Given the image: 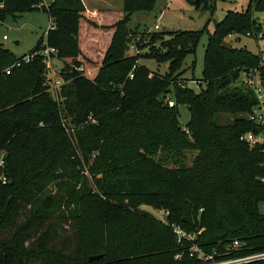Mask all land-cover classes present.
<instances>
[{
    "label": "trees",
    "instance_id": "obj_1",
    "mask_svg": "<svg viewBox=\"0 0 264 264\" xmlns=\"http://www.w3.org/2000/svg\"><path fill=\"white\" fill-rule=\"evenodd\" d=\"M154 1L51 0L38 7L42 0H0L2 19L7 13L41 8L53 23L26 54L31 59L11 67L9 74L4 69L26 55L15 57L0 47V80L10 78L15 70L37 74L27 97L0 100L4 162L10 170L15 151L44 157L28 164L21 175L2 172L7 182L0 187V229L11 221L17 201L26 202L58 168L56 156L48 149L51 139L67 141L61 102L44 84L47 65L39 51L45 45L56 48L69 68L65 79L71 97L66 108L75 107L72 122L77 127L73 133L78 144L87 154L96 153L89 167L92 186H72L64 210L56 216L74 227L75 253L49 260L53 264H195L199 259L188 251L192 243L207 253L215 250V259L264 251V216L258 209L264 200V145H249L239 139L243 132L255 129L245 114L256 102L252 89L239 80L240 73L256 70L264 79V47L254 53L227 40L235 35L237 41L248 31L259 29L255 13L264 10V0H248L241 11L227 10L214 22L213 30L207 31L198 91L176 81L177 68L207 27L181 31L162 45L161 53L155 42L164 33L142 35L150 34L146 45L152 53L147 57L168 63L163 74L140 64L141 55L126 53L130 15L150 10ZM202 2L206 8L210 6L208 0L196 5ZM208 9L213 13L214 9ZM224 40L230 48L221 46ZM166 97L174 101L173 106ZM181 103L190 113L184 126L178 121L177 105ZM222 111L240 116L226 124L213 120V115ZM186 150L196 151L190 163ZM160 153L172 157L173 165L157 159ZM126 197H148V205L168 211V224L139 208L135 200L125 203L122 198ZM12 199L13 205L8 207ZM52 203L47 196L45 206L49 209L33 207L18 233L31 231L49 218ZM171 223L195 237L178 244ZM85 224L89 235L83 241ZM52 228L48 225L40 235V246ZM234 239L241 246L227 252ZM9 244L0 241V264L42 259L28 248L19 256ZM94 254L101 256L89 260ZM177 254L179 258H175ZM244 264H264V259Z\"/></svg>",
    "mask_w": 264,
    "mask_h": 264
},
{
    "label": "rangeland",
    "instance_id": "obj_2",
    "mask_svg": "<svg viewBox=\"0 0 264 264\" xmlns=\"http://www.w3.org/2000/svg\"><path fill=\"white\" fill-rule=\"evenodd\" d=\"M47 3L51 0H45ZM121 2V0H120ZM248 0H227L214 1L208 0V6L205 7L203 2L196 5L191 0H155L150 10L135 11L130 15V19L126 24L127 30L130 32L126 43L127 54H139L140 64L145 65L152 71L165 73L168 68L167 62H157L154 57H147L152 53L146 45L149 41L150 32L164 33L161 38L155 42L157 52L163 51L162 45L168 43L181 34L183 30H196L207 27V30L200 32L198 41L194 49L187 52L177 68V82L180 81L187 87L199 90L197 83L202 77L203 56L207 42L208 32L213 30L214 22L220 20L227 10L241 11L247 6ZM214 9L213 13L208 8ZM259 20L264 19V10L255 13ZM51 20L46 10L34 8L27 11H15L12 14L7 13L5 17L0 18V47L6 49L11 55L19 57L28 54L34 49L41 37L45 36V31L50 28ZM158 25V29L154 26ZM146 36H142L143 34ZM3 35L6 37L3 38ZM231 36L227 40L233 46H245L250 51L257 53L259 49H263L264 41H255L245 35H241L239 40H233ZM69 43L67 42L66 45ZM69 72L68 66L63 61L60 54L53 55L47 67L44 78V84L49 93L61 102L62 117L65 118L67 141H61L52 138L49 143V151L57 158L58 168L48 174L44 180L43 186L35 190L34 195H28L26 202L17 201V210L11 221L0 229V241L9 242L16 254L25 255V248L35 251L42 259L26 260V264H53L51 261L56 259H64L63 256H73L77 243V234L73 226L64 221L56 219L63 210L67 198V191L74 186L78 189L83 183L92 186L93 176L89 167L93 163L96 153L89 155L82 150L78 144L76 134L73 132L77 129L72 121H74L75 107L66 108L70 103L71 97L69 81L65 79L66 73ZM37 77L35 71L15 70L10 78L0 80V100L16 99L18 97L28 96L34 79ZM64 85V87L62 86ZM202 86L204 84L202 83ZM178 121L184 126L189 120V109L184 103L177 105ZM240 114L231 112H217L213 115V120L220 123H231L233 119ZM188 163H190L196 151L186 150ZM37 157H31L25 151H15L11 157L10 170L13 174H23L28 164L35 163ZM156 158L167 165H173L172 157H168L166 153L156 155ZM0 173L10 171L4 162V152L0 151ZM49 163V161H45ZM49 167V165H48ZM47 167V169H48ZM45 168V167H42ZM42 170H40L41 172ZM48 171V170H47ZM44 173V172H43ZM55 175H57L55 177ZM101 174H97L100 177ZM49 177V178H48ZM50 197L53 200L50 212L52 218H45L39 224L35 225L31 231L19 230L21 226L28 221L32 208H46L45 199ZM6 199V198H5ZM125 203L135 200L139 208L145 209L155 216L159 217L162 207L148 205V197L122 198ZM14 200L8 202V207L13 205ZM62 204V205H60ZM60 205V206H59ZM41 207V208H40ZM259 212L264 216V200L258 203ZM48 211V210H47ZM53 225L47 240L40 246V235L45 231L48 225ZM86 241L89 235L88 224L82 225ZM41 247V248H40ZM16 264V263H15Z\"/></svg>",
    "mask_w": 264,
    "mask_h": 264
},
{
    "label": "built area",
    "instance_id": "obj_3",
    "mask_svg": "<svg viewBox=\"0 0 264 264\" xmlns=\"http://www.w3.org/2000/svg\"><path fill=\"white\" fill-rule=\"evenodd\" d=\"M48 3L45 0H42V2L38 5V7L41 6H47ZM51 20V19H50ZM260 24L258 25V28L256 31H248L245 36L254 39L257 41H263L264 36V19L259 20ZM53 23L51 20L52 27ZM155 29H158V25L154 26ZM6 36L3 35V38ZM230 37V36H229ZM262 50V49H261ZM40 54L43 56L44 61L49 67L50 59L53 55H56L58 50L54 47H48L44 46L40 49ZM264 59V54L261 56ZM31 59L30 55H26L23 57L20 61H15L10 66L6 67L4 69V72L6 74L10 73L11 67L18 66L21 61H28ZM239 80L249 86L256 98V102L252 105L250 110L245 114V117L251 121L255 125L254 130H249L246 132H243L239 139L243 142L248 143L249 145H264V83L262 84V81L264 79L259 75V73L255 70H242L240 73ZM168 101L169 106L174 105V101L168 97H166ZM3 164V161H0V165ZM262 165L264 166V161L262 162ZM7 182V176L4 173L0 174V187L4 185ZM168 214V211L162 209L160 211V216L158 217L162 222L168 224V221L166 219V215ZM157 217V216H156ZM173 232L175 233V241L178 244H181L184 240H190L195 237L194 233H187L184 231L180 225L176 223L170 224ZM241 246V242L237 239H234L231 243L228 244L227 252H230V250L237 249ZM190 256H196L199 260L195 264H244L251 261L261 260L264 259V251L261 252H254L246 255L241 256H231L227 258H220L215 259L216 251L213 250L210 253L205 252L202 250L196 243H192L191 246L188 249ZM175 258H179V254L175 256Z\"/></svg>",
    "mask_w": 264,
    "mask_h": 264
},
{
    "label": "water",
    "instance_id": "obj_4",
    "mask_svg": "<svg viewBox=\"0 0 264 264\" xmlns=\"http://www.w3.org/2000/svg\"><path fill=\"white\" fill-rule=\"evenodd\" d=\"M198 1L199 0H193V3L196 4V3H198ZM221 46L222 47H225V48H230L231 47V44L228 41L224 40V41H222ZM263 83H264V81H262V84ZM100 256H101V254H94V255H90L88 259L89 260L98 259Z\"/></svg>",
    "mask_w": 264,
    "mask_h": 264
}]
</instances>
